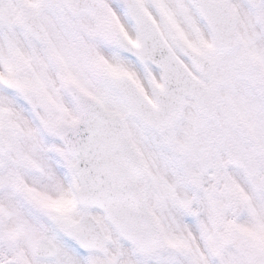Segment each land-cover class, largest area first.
<instances>
[{
    "label": "snow or ice",
    "instance_id": "6c2138e0",
    "mask_svg": "<svg viewBox=\"0 0 264 264\" xmlns=\"http://www.w3.org/2000/svg\"><path fill=\"white\" fill-rule=\"evenodd\" d=\"M0 264H264V0H0Z\"/></svg>",
    "mask_w": 264,
    "mask_h": 264
}]
</instances>
